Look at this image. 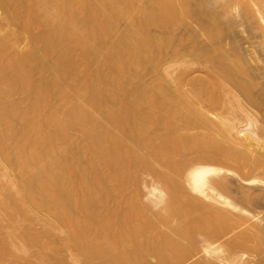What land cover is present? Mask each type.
Masks as SVG:
<instances>
[{"label": "bare ground", "instance_id": "bare-ground-1", "mask_svg": "<svg viewBox=\"0 0 264 264\" xmlns=\"http://www.w3.org/2000/svg\"><path fill=\"white\" fill-rule=\"evenodd\" d=\"M201 1L0 0V249L16 264L64 249L77 264H264L258 217L223 194L233 167L264 169L247 144L262 138L244 101H258L224 42L230 8ZM171 54L204 77L161 72Z\"/></svg>", "mask_w": 264, "mask_h": 264}, {"label": "rangeland", "instance_id": "rangeland-1", "mask_svg": "<svg viewBox=\"0 0 264 264\" xmlns=\"http://www.w3.org/2000/svg\"><path fill=\"white\" fill-rule=\"evenodd\" d=\"M260 1L261 0H255V1H251L250 2V1H246V0H241V1L239 0V2H240L238 4L239 7L237 6L238 10H239V11L237 10L238 12L235 11V9H234V8H236L235 7L236 5L235 4H233V5L231 4V6H230L229 5L230 2L227 4V5H229V7L228 6L224 7V6H222V5H224V1L223 0H217V1L216 0H204V1L202 0L201 1V5H202V3H203V5L204 4H207L208 6L210 5L211 7H214L215 9H217L216 11L219 12V13H223L224 12L223 10H226L225 12H227V10L230 8V10H228V12H227L228 16H227V13H226L225 14L226 16L225 17L223 16V20H224V22H226V25H228V31H229L228 34L230 35V33H232L233 37H232V35H230L232 38L231 39H227V41H224V42L227 43L226 44L227 48H229V46L232 47V45L233 46L235 45L239 49V53L244 58V66H245V70L247 71L246 79H247V81H249V83L252 84L250 90H251V92L253 94V97L258 101L256 104L244 101V105H246V109L253 115L254 120L256 121V131L259 133V135L262 138L260 145H255V144H253L251 142H247L249 150L251 152V156L250 157H252L254 159L256 158L255 160H258L257 158L264 159V146H263V144H264V134H263V137H262V132L264 133V21H262L260 19L262 14L257 12L258 8L260 10V5H261ZM209 2H210V4H209ZM214 2H216V3H214ZM232 3H234V1ZM231 7H233V8H231ZM253 8H254V10H253ZM246 10H248V11H246ZM260 11L262 12V10H260ZM243 12H245V14ZM247 12H248V14H247V16H245ZM241 14H242V16H241ZM243 15H244L245 18L243 17ZM238 18H239V20H238ZM193 24H192L193 27L196 28L195 26H197V24H195V23H193ZM248 26H250L249 29L252 27V28H255V30L254 29H250V30H252V31H250L249 29H247ZM121 27H122L121 28V30H122L124 28V25H122ZM229 28H230V30H229ZM196 29L200 30L199 26H197ZM178 33L183 35V34H186V31L183 30L181 32L179 31ZM203 41H205V42H203ZM203 41H202L203 44L205 43V45H208L207 43H209V42L206 43V41H208V40L204 39ZM20 47H22V48L27 47V40H22L21 43H20ZM183 56L185 58L184 57L182 58L181 55L178 56V55L171 54L170 57L168 59H166L167 61L164 60L165 62L162 61L163 63L160 64V65H162V66L159 67V68L162 69L161 72H163L165 74V71L168 68H170V69L167 70V72L168 73L170 72L171 75L174 74L175 77H176V75L178 76L181 73V71L184 70V68H185V70L187 69L188 71H190L191 68L193 67L192 68L193 72H190V73L187 72V73H189V76L191 78H194L195 76L199 77L201 75L202 76L205 75L204 72H202L203 73L202 74L200 70L198 71V69H201V68L197 69V67H198L197 64L196 65L194 64L195 66L192 65V60H191V66L192 67H190V69H188V66H190V64L187 63V62L191 59V57L187 58V54H183ZM178 59L182 60V61H184V59H186L188 61L183 62V64H181V62L172 63V62L177 61ZM178 63H180V64H178ZM170 64H172V66ZM184 64H186V66H184ZM167 65L169 67H167ZM164 69H166V70H164ZM161 72H159V73L163 74ZM149 73H147V72L144 73V75H145L144 79L147 82L148 81H152L151 80L152 77L154 78V76L151 75V73L150 74ZM189 76L187 75V78ZM190 77L188 79H191ZM259 103L260 104L262 103V104L260 105ZM220 112H218V113H220ZM239 119L242 122H244V123L240 122V125L243 124L242 127H245L244 126L246 124L245 118H243V116H241ZM254 159H252V160L254 161ZM262 161H263L262 162V164H263L264 160H262ZM231 170H234L235 175L232 172L233 175H226L225 178L223 176V179H226L228 181L227 182V187L223 189V194L226 197H228L230 200H232L241 209H243L246 212H249L251 215H253V217H255V216L258 217L259 219L257 218L256 221L258 223H260L262 225V227L264 228V186L263 185L249 186V185H246V183H245L247 178H250L251 176L252 177H255V176L257 177L258 176V177L263 178L264 177L263 176L264 175V169L256 170V171H253L252 173H251V171L249 172L248 169L245 172H241V173H240V171L237 172L238 169L237 168L234 169V167ZM244 176L246 177V179H244ZM142 180H143V182L140 185V189L142 188L141 189V191H142L141 194L143 195L142 200H143V202L148 203L149 205H151V208L154 207V209L152 208L153 211H157L159 209L158 206H157V202L154 203V201H157L156 198L152 197V198L148 199V197L146 195L147 191L150 189V187L152 185H154V184H157L155 182L156 180H154L153 176L151 174H149V173H143L142 174ZM158 185H155V186H158ZM246 196H248L247 197L248 199H246L248 202L245 200ZM42 214H45V213H42ZM3 220L4 221H3L2 226L4 228L6 227L7 229H11L13 226L18 224L17 222H18L19 219L16 220V222H15V220L13 218H10L6 214H4V219ZM22 220H24V219H22ZM29 220H31V219H28L25 222L22 221L19 224L22 225L23 227L26 224V226H25L26 229L28 228V226H27L28 224L30 225V227L28 229H32V228L36 229V230L37 229L38 230L42 229V227H43L42 221H40V220L39 221H36V220L35 221H32V220L29 221ZM27 222H28V224H27ZM29 222L32 223V224H30ZM22 226H20V228H22ZM31 226H33V227H31ZM21 230H22L21 232L24 231L23 229H21ZM54 237H52V239L53 240H57V237L56 238H54ZM0 250H1L0 251L1 252L0 256L1 257L0 258L2 260V261L0 260V264L1 263L2 264H16L17 260H15L16 259V257H15L16 255L14 253L11 254L8 251H4L2 249H0ZM33 250H35V252L37 251L34 248V249H32L33 253H34ZM64 250H61L57 254L56 253H52V254H54L53 255L54 258L52 257V255H50L53 258V260H51V258H49V260H47V263L48 264L49 263L50 264H77L73 260L72 252L71 251L69 252V250H65V251ZM4 253H6V254H4ZM59 253H61V254H59ZM55 254H56V256H55ZM7 255L9 257L12 256L13 259L9 258ZM5 256H6V258H4ZM248 259H250V260L248 261ZM152 261L155 262L156 260L152 259ZM244 262L246 264H258L257 260L255 259V257L253 255L249 256V254L245 256ZM82 264H84V263H82Z\"/></svg>", "mask_w": 264, "mask_h": 264}]
</instances>
